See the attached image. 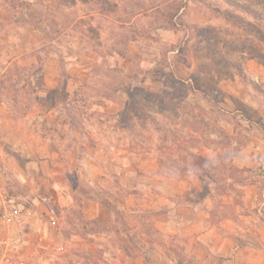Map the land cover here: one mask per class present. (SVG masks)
<instances>
[{"label": "rangeland", "instance_id": "374dc122", "mask_svg": "<svg viewBox=\"0 0 264 264\" xmlns=\"http://www.w3.org/2000/svg\"><path fill=\"white\" fill-rule=\"evenodd\" d=\"M3 8L48 40L30 50L32 64L19 56L0 81L10 114L28 127L0 122V264H110L83 244L107 229L85 218L83 202L109 203L126 230L138 212L122 204L134 191L150 198L139 187L161 185L146 172L156 164L158 174L202 179L198 202L210 186L214 200L231 188L239 202L233 134L205 110L203 94L236 123L240 142L264 123V0H0V16ZM52 52L59 80L49 88L42 66ZM229 106L241 115L229 118ZM213 133L228 146L221 161L199 152L208 153Z\"/></svg>", "mask_w": 264, "mask_h": 264}, {"label": "crops", "instance_id": "0c3cea01", "mask_svg": "<svg viewBox=\"0 0 264 264\" xmlns=\"http://www.w3.org/2000/svg\"><path fill=\"white\" fill-rule=\"evenodd\" d=\"M3 9L6 14L0 16V81L9 64L19 56L23 55L26 64H32L34 59L30 50L41 48L48 40L44 31L29 22L18 25L11 12ZM58 60L52 52L42 66L43 81L49 88L59 80ZM248 74L253 79H259L255 71H248ZM21 78H24L23 74L16 75V79ZM85 78V75L72 77V85L68 88L70 96L84 83ZM2 91L0 88V122H7L12 129L26 127L23 122L14 120ZM203 95L207 103L203 105L205 110L218 119L228 133L233 134L228 146L237 149V152L229 160L244 170L241 181L236 184L239 202L236 203L234 196L227 193L233 191L231 188H225L226 192L219 196L220 199L214 200L210 193L215 190L212 186L203 201L198 202L193 195L195 188L202 190L204 187L202 179L194 183L190 179L158 174V164L153 165L146 172L159 175L161 185H146L144 189L139 187L144 190V195L151 194L148 195L149 199L138 191L129 194L127 203L122 206L125 211L138 212V215H130V219L124 217L128 225L126 230L120 228L122 218L116 217L114 208L92 198H85L83 202L85 218L92 222L97 220L102 228L105 225L107 228L88 233L97 240L95 242H89L88 237L82 236L83 244L101 252L110 264H264V123L257 124L259 126L254 127L253 134L240 142L234 137L237 135L236 123L223 119L217 113L218 105L210 99L211 96ZM224 111L229 118L239 117L242 113L231 106ZM240 121L248 127L254 125L246 117L240 118ZM211 137L212 145L207 148L208 153L204 150L199 152L204 157L221 161L225 158L223 152H228V146H223L218 134L213 133ZM53 191L62 193L58 185ZM144 210L148 213L143 216L141 213ZM153 210H158L159 214ZM10 223L11 220L6 218V227ZM55 223L52 221V224ZM55 231L52 232L54 239L58 234ZM9 234L6 231V253L14 251L13 247L10 248ZM74 237L75 234L72 235ZM53 263H57L55 259Z\"/></svg>", "mask_w": 264, "mask_h": 264}, {"label": "trees", "instance_id": "16d2710c", "mask_svg": "<svg viewBox=\"0 0 264 264\" xmlns=\"http://www.w3.org/2000/svg\"><path fill=\"white\" fill-rule=\"evenodd\" d=\"M32 25H34V24L32 23ZM34 26H36V25H34ZM36 27L39 28L38 26H36ZM104 202H105V201H104ZM104 202H103V203H104ZM104 204H106V205L109 206V203H108V204H107V203H104Z\"/></svg>", "mask_w": 264, "mask_h": 264}]
</instances>
